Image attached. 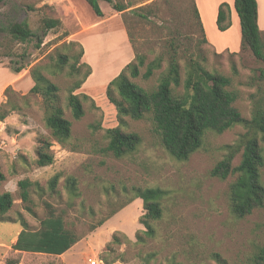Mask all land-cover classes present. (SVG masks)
<instances>
[{"label":"rangeland","instance_id":"obj_1","mask_svg":"<svg viewBox=\"0 0 264 264\" xmlns=\"http://www.w3.org/2000/svg\"><path fill=\"white\" fill-rule=\"evenodd\" d=\"M101 1L108 19L100 23L85 0L0 3V105L8 99L12 102L4 107H12L6 118L0 120V173L4 175L0 194L9 191L13 197L10 209L0 213V253H6L3 262L89 264L88 258L99 257L105 264H248L253 253L264 246V206L237 217L228 200L229 184L236 174L223 180L209 173L228 152L227 144L250 133L245 125L237 124L223 133L208 132L200 149L189 159L178 160L162 145L150 116L139 120L127 116L123 129L141 136L138 149L122 158L105 151V129L119 125L116 106L107 97L110 81L137 53H144L147 61L162 56V68L149 79H132L154 88L168 65L172 40L181 62L199 58L208 69L231 77L230 89L238 95L235 104L245 118L252 117L257 104H264V60L243 42L234 0H221L231 9V26L226 31L216 22V0H200L205 31L196 16L195 0H116L129 5L120 12ZM258 2L264 24V0ZM49 18L58 19L59 25L45 34L43 26ZM22 21L36 34L26 41L14 39L6 31ZM39 37L43 40L40 45ZM261 39L264 44V26ZM70 40L84 49L79 63L90 66V75L76 91L89 98L84 101V116L74 119L67 107L69 88L76 80L67 74L69 64L61 73L44 70L60 87V103L73 124L70 142L62 145L52 140L55 160L40 167L36 163L37 138L51 134L45 125L43 100L30 92L35 83L31 69L47 64L54 69L59 52L78 54L82 48L71 47ZM16 68L22 70L16 72ZM88 68L84 66L82 72ZM29 78L32 83L25 84ZM259 138L264 147L260 134ZM241 152L236 153L234 165L240 162ZM56 175L58 181L52 187ZM261 175L264 183V168ZM69 176L75 177L76 195L67 187ZM21 179L33 182L29 201L21 198ZM135 186L166 190L163 216L153 222L154 237L144 234L143 200L132 192ZM48 217H61L67 232L78 238L71 251L61 257L12 250L24 224L28 230L39 231Z\"/></svg>","mask_w":264,"mask_h":264},{"label":"trees","instance_id":"obj_2","mask_svg":"<svg viewBox=\"0 0 264 264\" xmlns=\"http://www.w3.org/2000/svg\"><path fill=\"white\" fill-rule=\"evenodd\" d=\"M6 0H0V3ZM97 15L102 16L103 10L100 0H85ZM116 11H124L128 4L106 0ZM241 25L242 40L253 54L264 60V44L261 39V28L259 25V2L258 0H234ZM230 5L221 2L218 7L217 25L221 31H226L231 26ZM141 16L145 14L140 13ZM196 16L201 20L200 13L196 7ZM204 29L202 20L200 21ZM59 25V20L49 18L43 26L46 31ZM14 39L26 41L35 36L27 21L15 22L6 30ZM207 41V38H205ZM42 37L39 42L42 43ZM70 45H79L78 42L70 40ZM1 46V42H0ZM82 50L78 54L58 53L55 59V68L50 64L38 65L31 69L34 85L30 92L39 95L45 106V125L50 130L51 136L40 135L37 138V159L40 167L50 165L55 160V154L51 149L52 140L62 145H67L72 138V120L66 117L65 108L60 103V87L52 81L44 70L52 73H61L69 64V76H75L76 80L69 88L67 96V107L70 109L74 119H80L85 114L84 101L89 98L86 93H77L81 84L90 75L91 70L87 62H81L84 55ZM172 53L168 59L166 69L161 72L158 84L148 89L132 78H151L156 70L162 68L164 58L157 56L147 61V55L137 53L135 59L129 62L123 70L114 77L108 86L107 97L116 106L119 125L105 129L108 143L105 151L111 152L115 157L122 158L133 154L141 143V136L134 131H126L125 117L132 119H144L150 116L154 132L160 137L164 148L176 159L187 160L200 149L208 132L223 133L237 124L245 125L250 133L242 136L234 144H227L228 152L222 159L217 161L210 170V175L220 179H227L236 174L235 179L230 182L228 188L229 207L237 217H245L255 209L264 206V183L261 170L264 168V147L260 142L264 141V104H257L250 119L245 118L237 107L238 95L230 89L231 77L216 69H208L204 60L189 57L184 62L178 54L175 40L171 41ZM70 59L75 62L70 63ZM88 66L83 73L82 68ZM22 68H16L20 72ZM82 74V78H78ZM5 98L9 96L7 92ZM8 99L0 105V120H4L11 104ZM241 159L237 165L233 159L239 151ZM4 175L0 173V180ZM58 175L52 178L51 186L55 187ZM33 182L29 179H21L18 182L20 195L23 201L30 200L29 187ZM67 187L73 194H77L76 180L74 176L67 178ZM132 192L136 197L143 200V215L141 222L144 224V234L154 237L156 228L154 221L163 216L162 198L166 190L160 186H135ZM13 205L11 192L0 194V213L5 214ZM143 240L142 236H139ZM78 241L65 229L64 220L61 217H48L42 221L39 231L28 230L26 224L20 231L16 242L12 245L13 251H35L60 255L67 251ZM19 260L11 264H18ZM2 264H8L2 263ZM248 264H264V246L259 247L252 255Z\"/></svg>","mask_w":264,"mask_h":264},{"label":"crops","instance_id":"obj_3","mask_svg":"<svg viewBox=\"0 0 264 264\" xmlns=\"http://www.w3.org/2000/svg\"><path fill=\"white\" fill-rule=\"evenodd\" d=\"M196 1V4H197V7L199 9V12H200V15H201V20H202V10H201V1L200 0H195ZM217 1V4H216V8H217V12H218V7H219V4L222 2L221 0H216ZM100 5H101V8L103 10V15L100 16V15H96L97 16V21L96 23H100L102 21H106V19H108V16H106V12L103 8V3L102 1L100 0ZM115 10V9H114ZM94 11V10H92ZM120 12V11H118ZM95 19V18H94ZM203 22V20H202ZM95 23V22H94ZM259 25H260V28L262 29V27L264 26L263 22H262V16L260 15V11H259ZM207 37L209 40H211V38L208 36V34L206 33ZM29 83H32V79L29 78V81H26L25 84H29ZM18 238V237H17ZM78 242H76L74 245H72V247H70L67 251H65L64 253L60 254V255H57V256H61V257H64V255L66 253H68L69 251H71L73 249V247H75V245L77 244ZM51 254V253H49ZM6 253H0V257H1V260H0V264L4 263L3 262V259L5 257ZM51 255H56V254H51Z\"/></svg>","mask_w":264,"mask_h":264},{"label":"built area","instance_id":"obj_4","mask_svg":"<svg viewBox=\"0 0 264 264\" xmlns=\"http://www.w3.org/2000/svg\"><path fill=\"white\" fill-rule=\"evenodd\" d=\"M13 157L16 158V152H12ZM89 264H105L104 260L102 258L96 257V258H88Z\"/></svg>","mask_w":264,"mask_h":264}]
</instances>
